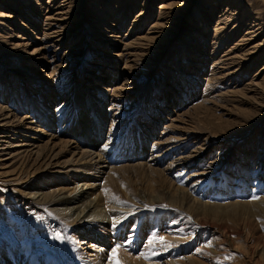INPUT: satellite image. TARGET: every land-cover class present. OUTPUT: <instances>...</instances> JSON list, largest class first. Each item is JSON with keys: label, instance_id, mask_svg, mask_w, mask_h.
Instances as JSON below:
<instances>
[{"label": "rangeland", "instance_id": "1", "mask_svg": "<svg viewBox=\"0 0 264 264\" xmlns=\"http://www.w3.org/2000/svg\"><path fill=\"white\" fill-rule=\"evenodd\" d=\"M84 214L107 255L264 264V0H0V264H94Z\"/></svg>", "mask_w": 264, "mask_h": 264}, {"label": "bare ground", "instance_id": "2", "mask_svg": "<svg viewBox=\"0 0 264 264\" xmlns=\"http://www.w3.org/2000/svg\"><path fill=\"white\" fill-rule=\"evenodd\" d=\"M244 16V15H243ZM243 18L244 17H242V20H243ZM136 112V110L135 111H133L131 114H130V116H133V114ZM28 118H29V116H28ZM83 119H85V117L83 118ZM43 120H44V118H43ZM78 121H79V124H80V118L78 119ZM93 124V126H94V123H92ZM81 126H80V129H82L83 127L86 129V127H88V129H86V132H85V134L82 136V137H84L83 139H81V140H79V141H81V142H84L87 146H89L90 148H92V147H97L96 145H95V143H97V140H94V139H96L98 136H100V134L102 133V128L101 127H97L96 129H94L93 131H92V128L91 129H89V126H86V124L85 125H82V124H80ZM70 128H72L73 127V125H70L69 126ZM82 127V128H81ZM77 128V127H76ZM96 131V132H95ZM55 132H56V130H55ZM94 132L96 133V134H94ZM17 134V133H16ZM94 134V135H93ZM49 136H51L52 138H54L55 137V134L53 133H51V134H49ZM13 139H15V138H13ZM37 138H30V140H29V142H27V143H23V144H12V146H7V147H4V148H11V147H20V148H24L23 150H27V152H30V151H32V148H34V147H36V145H35V142H34V140H36ZM19 140V139H18ZM32 140V141H31ZM20 141H21V139H20ZM69 141V140H68ZM5 142V141H4ZM71 142V143H70ZM70 142L68 143V146H72L73 144L74 145H77V139L75 140V141H73V140H70ZM118 142L115 140V138L112 140V141H108V142H106L102 147L100 146V149H98L97 151L99 152H97V154H96V157L98 158V162H100L99 163V165L97 166V168H98V170H96V171H93V170H91L92 172H90V174L91 175H87V174H84L83 175V178L85 179V180H87V179H93V180H95V179H98V177H99V174L97 175V174H95V173H98L99 172V170H103V169H105V168H109L108 166H109V164L108 163H110V162H112V161H115L116 159L114 158V156H115V153H113L114 151H113V149H114V147L116 146V144H117ZM188 143V142H187ZM187 143H184V145H183V143L181 144V145H178V146H176V147H174L175 149L176 148H182V147H184V150L187 148L186 146H187ZM11 144H8V145H11ZM107 144V145H106ZM147 145V140L145 141H143L142 142V145H141V149H140V151L138 152V150H139V147H138V145H136V146H133V147H129V145H127V147H125V150H123V151H117L118 153H122V157H125V158H130V159H132V158H136V157H139V158H142V159H146V162H154L155 164H157V163H160V162H162L163 161V159H165V157H167V156H169L170 155V153H163V154H161V155H154L153 154V152H158L159 151V149H155V148H153V149H151L150 151L148 150L147 151V149H146V146ZM126 149H130V151L129 152H127L126 151ZM22 150V151H23ZM174 150V149H173ZM177 150V149H176ZM201 150V149H200ZM89 152V150H83L82 151V153H83V156H87V155H89L90 154V152ZM99 154H101L102 155V157L99 155ZM111 154H114V156L112 155L111 156ZM91 155V154H90ZM119 156L120 155H118V158H119ZM261 156V155H260ZM195 156H193V155H188V156H186V158L187 159H191V158H194ZM197 157V156H196ZM96 160V159H95ZM97 161H95V162H97ZM117 161V160H116ZM188 161V160H187ZM145 163V162H144ZM147 164V163H146ZM96 165V164H95ZM85 168H87V166L85 167L84 166V170H85ZM92 168H95V167H92ZM113 169V168H112ZM87 170V169H86ZM94 174V175H93ZM85 183V182H84ZM93 185V184H92ZM91 184H90V187L92 186ZM106 197V196H105ZM62 200V199H61ZM99 200L100 201H102V197H101V195L99 196V197H97V199H96V203H98L99 202ZM109 200V199H108ZM71 201H75V203H77V202H79V201H81V198H80V196H79V194H77V195H75V196H71L70 198H67L66 199V202H71ZM106 201V200H105ZM64 202V201H63ZM97 205V204H96ZM85 207H88L87 205H84ZM82 210H84V209H82ZM97 210V209H96ZM101 210V209H100ZM89 211H91V209L89 208L88 209V211H87V213L89 212ZM91 212H93V211H91ZM91 212H90V214H91ZM104 212V211H103ZM90 214H88V215H90ZM93 214V213H92ZM77 216H79V213L77 214ZM87 215H83L79 220H80V224H81V226L78 228V230H77V237H79L80 238V240H81V243L80 244H83L84 243V241H85V239H92V237H93V235H95L96 236V238H99V240H100V243L98 244V246L100 247L98 250H95L96 252H95V254L93 255V258H92V263L93 262H95L94 264H120L119 262V258H122V257H125V258H127V259H125V260H123V262L124 261H126V263L127 262H129V263H134V264H142L141 262H134L133 260H130V257H129V255H127V254H125V253H123V252H121V251H116V248H114L115 249V251L116 252H114V253H110L109 255H107L106 253L104 254V246L102 245L103 243H106V244H109L110 242H112L113 240L110 238V236H109V234H110V232H109V230L107 229V225H108V221H106V219H101V220H99V221H96V220H90V219H87V217H86ZM106 227V228H105ZM97 243H98V241L97 240H94L92 243H91V246H97ZM116 242H114V244H115ZM106 248V252H108V248L107 247H105ZM108 249V250H107ZM92 251H93V249H92ZM112 251V250H111ZM132 257V256H131ZM122 259H124V258H122ZM91 260V259H90ZM125 263V264H126Z\"/></svg>", "mask_w": 264, "mask_h": 264}, {"label": "snow or ice", "instance_id": "3", "mask_svg": "<svg viewBox=\"0 0 264 264\" xmlns=\"http://www.w3.org/2000/svg\"><path fill=\"white\" fill-rule=\"evenodd\" d=\"M253 199H258V197H253ZM153 240H159L160 242H164V237H154ZM150 244L152 241L149 242ZM115 252V249L113 250Z\"/></svg>", "mask_w": 264, "mask_h": 264}]
</instances>
